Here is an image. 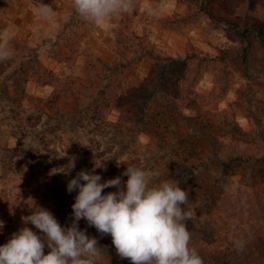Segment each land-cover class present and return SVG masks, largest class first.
<instances>
[{
  "label": "rangeland",
  "instance_id": "1",
  "mask_svg": "<svg viewBox=\"0 0 264 264\" xmlns=\"http://www.w3.org/2000/svg\"><path fill=\"white\" fill-rule=\"evenodd\" d=\"M41 2L60 25L49 36ZM72 5L0 0V31L14 33V55L0 62V244L34 201L57 218L52 189L71 216L76 193L66 185L81 169L100 165L102 179L124 181L129 164L188 192L190 244L203 261L219 264L241 239L238 250L264 264V160L214 163L264 157V45L255 30L247 40L229 24L261 23L264 34V0H134L131 12L99 25ZM178 165L195 166L187 182ZM210 220L213 237L204 236ZM79 222L107 244L97 264H132L110 235Z\"/></svg>",
  "mask_w": 264,
  "mask_h": 264
},
{
  "label": "clouds",
  "instance_id": "2",
  "mask_svg": "<svg viewBox=\"0 0 264 264\" xmlns=\"http://www.w3.org/2000/svg\"><path fill=\"white\" fill-rule=\"evenodd\" d=\"M72 6L83 20L99 25L131 12L135 5L134 0H73ZM36 13L47 26L45 36L60 27L52 6L41 2ZM13 37L11 29L0 31V62L12 59ZM98 166L68 179L66 190L76 193L69 224L61 225L34 201L32 211L21 217L22 226L0 244V264H97L104 249L96 236L79 226L82 219L98 233L110 235L119 256L132 264H204L190 244L188 192L178 180L153 181L144 168L129 164L122 174L126 180L121 175L102 179ZM74 168L75 158H70L60 172L67 176ZM107 188L115 190L103 191ZM3 225L0 220V230ZM234 243L237 249L244 246L241 239Z\"/></svg>",
  "mask_w": 264,
  "mask_h": 264
},
{
  "label": "trees",
  "instance_id": "3",
  "mask_svg": "<svg viewBox=\"0 0 264 264\" xmlns=\"http://www.w3.org/2000/svg\"><path fill=\"white\" fill-rule=\"evenodd\" d=\"M208 1V0H205ZM229 24L234 25V31L236 32V34H241L242 36H244L247 40H249V35H251V33L255 30V34L257 36V38L259 39V41L264 45V34L262 33L263 28H262V24L261 23H254L250 26H247L245 30L241 31V27L239 24H237L236 22H233L232 20L229 21ZM249 45H246L244 47V58H247V54L249 52L248 49ZM32 118V117H31ZM30 118V119H31ZM264 157L261 158H255L253 155H235V156H230L228 157V159L226 160H216L214 163L220 165L223 169H229L232 165L234 164H243V163H247V162H260L263 161ZM205 161H203L204 163ZM210 165L206 163V167H209ZM180 170L183 171V175L186 177V182L189 180L188 177L189 175L192 173L193 168H195L194 165L192 166H182V165H178L177 166ZM188 179V180H187ZM50 200L51 203L53 204V207L55 208L54 212L57 215V219L58 221L61 223V225H66L69 224L71 221V216L68 215L66 213V201L65 199H63V197L58 194L57 192H55L53 189L50 192ZM209 225L211 227V232L209 231L208 234H205L204 236H208L211 234V236L213 237L216 233L214 227H212V223L211 220L209 221ZM22 225H18L17 227H15V225L12 227V229L10 230V232H4L3 235L8 234L11 235L14 231H16V228L21 227ZM79 226L81 228H84L87 230V232L93 236H95L94 234H92L90 232V230L87 229V227L82 224L81 222H79ZM29 227H33V225L29 224ZM36 230V229H34ZM39 231V230H37ZM99 245L102 248H106L107 244L104 241H101L97 238ZM257 242H260V239H257ZM211 243H213V240H206L205 244L211 245ZM263 247V248H262ZM262 247H257L259 249H263L264 250V246ZM205 248V247H204ZM206 254L209 255V253L211 252L210 250L206 251ZM260 253V252H257ZM263 259H264V254H263ZM209 258H211L209 256ZM213 259V258H212ZM216 260V257L213 260H207L205 261L204 259V264H214V261ZM218 261V259L216 260ZM218 263V262H217ZM252 258H250L249 255H244L241 250L239 251L236 247H233L231 250L228 251L227 255L224 256L223 260L219 261V264H252Z\"/></svg>",
  "mask_w": 264,
  "mask_h": 264
}]
</instances>
